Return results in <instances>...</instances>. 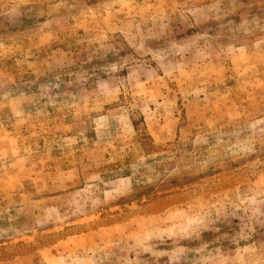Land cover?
Returning <instances> with one entry per match:
<instances>
[{
    "label": "rangeland",
    "instance_id": "obj_1",
    "mask_svg": "<svg viewBox=\"0 0 264 264\" xmlns=\"http://www.w3.org/2000/svg\"><path fill=\"white\" fill-rule=\"evenodd\" d=\"M0 264H264V0H0Z\"/></svg>",
    "mask_w": 264,
    "mask_h": 264
}]
</instances>
